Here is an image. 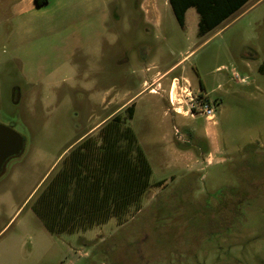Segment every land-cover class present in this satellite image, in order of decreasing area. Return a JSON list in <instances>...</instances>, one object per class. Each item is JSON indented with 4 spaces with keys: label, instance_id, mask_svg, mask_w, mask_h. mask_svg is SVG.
Listing matches in <instances>:
<instances>
[{
    "label": "rangeland",
    "instance_id": "rangeland-1",
    "mask_svg": "<svg viewBox=\"0 0 264 264\" xmlns=\"http://www.w3.org/2000/svg\"><path fill=\"white\" fill-rule=\"evenodd\" d=\"M71 1L75 17L58 0H0V123L25 141L0 175V264H264V0L203 36L195 8L182 27L168 0ZM144 3L156 28L139 13ZM251 49L258 58H243ZM170 68L159 94L135 98L128 121L152 169L141 209L49 233L34 207L56 159L121 106L114 99ZM183 76L213 101L215 126L172 109L171 90L174 107L188 99Z\"/></svg>",
    "mask_w": 264,
    "mask_h": 264
},
{
    "label": "trees",
    "instance_id": "trees-1",
    "mask_svg": "<svg viewBox=\"0 0 264 264\" xmlns=\"http://www.w3.org/2000/svg\"><path fill=\"white\" fill-rule=\"evenodd\" d=\"M249 0H168L178 23L184 27L191 7L199 15L198 35L214 30ZM48 0H35L37 6ZM264 71V64L260 66ZM135 113L134 103L116 113L100 128L98 143L85 138L63 158L55 175L39 192L35 212L51 234L86 231L116 218L122 221L132 208L141 209L143 195L151 186L152 169L128 124ZM191 139L192 130L185 128ZM180 149L187 144L178 142ZM204 150L208 152L207 146ZM158 181L152 186H162ZM122 223V222H119Z\"/></svg>",
    "mask_w": 264,
    "mask_h": 264
},
{
    "label": "crops",
    "instance_id": "crops-1",
    "mask_svg": "<svg viewBox=\"0 0 264 264\" xmlns=\"http://www.w3.org/2000/svg\"><path fill=\"white\" fill-rule=\"evenodd\" d=\"M21 1V4H24V5H27L29 7H32V6H35V0H20ZM259 1L261 0H258L256 1L252 6H250L249 8H247L245 11H243L240 15H243L245 12L249 11L254 5H256ZM50 2V0H48L47 4ZM58 2L65 7L66 10H68V16H71V17H75V14L74 13V9H71V5H72V1L71 0H58ZM100 2L101 0H96V3L100 5ZM248 3V2H247ZM246 3V4H247ZM245 4V5H246ZM46 5V4H45ZM45 5H42V6H37V7H43ZM244 5V6H245ZM243 6V7H244ZM242 7V8H243ZM241 8V9H242ZM141 12L143 13V19L146 23L149 24V26H151L152 28H156L157 27V24L155 22L156 19H158V15H156V10L153 11V14H150V11L148 8L145 7V3L143 5H141ZM240 10V9H239ZM238 10V11H239ZM235 14V13H234ZM233 14V15H234ZM240 15H238L236 18H238ZM235 18V19H236ZM217 28V27H216ZM190 54V53H189ZM188 54V55H189ZM258 53L257 51L251 49L249 52H245V54L243 55V58L247 59V60H251V59H256L258 58ZM246 67L248 68V63L246 65ZM171 68L167 71H164V72H160V71H157L155 72L154 75H152L150 77V79L148 80H144L142 82V85H141V88L139 89V91L134 94V95H131L129 92H126V94L123 96V97H120V98H116L114 99V102L112 103L113 105H116V104H119L118 102H120L121 100H123V103L121 104L120 107L116 108L112 113H109L107 116H105L104 118H102L101 120L97 121L93 126H91L89 129H87L82 135H80L77 139H75L71 144H69V146H67V148H65V150L61 153V155L58 157V159H56L55 163L59 160V163L62 162L63 158L66 157L70 151L76 146L78 145L79 143H81L85 138L87 137H92L93 135H95L99 130L100 128L102 127V125L110 118L112 117L114 114L118 113V112H121L124 108H126L127 106L131 105L134 103L135 105V111H136V103H135V98L140 95L141 93L147 91L151 94H159V92L157 91V88L159 86H161L162 83H165V81L168 79V71H170ZM156 76H159L158 78V81L154 79V77ZM182 79H184L186 82H188L190 84V80L186 77V76H183ZM162 80V82H161ZM174 80H179V78L177 77H174ZM153 85H156L155 87H153ZM111 104V105H112ZM192 118V117H190ZM197 117H194L192 119H195ZM217 123V121H216ZM215 124H212V123H209L207 122V125H213L215 126ZM175 134V133H174ZM177 151L174 150V153L175 155H177L178 157L180 158H184L185 156H187L186 154V151H181V150H178L176 149ZM171 151V150H170ZM172 151H173V148H172ZM171 151V152H172ZM173 154V153H172ZM212 153L210 152L209 153V158L207 159L208 160V164L211 162L209 161L210 159H212ZM183 156V157H182ZM196 163V162H195ZM193 162V164H195ZM195 166V165H194ZM47 174V173H46ZM46 174L43 176V178L46 176ZM43 178L41 179V181L43 180ZM18 212V211H17Z\"/></svg>",
    "mask_w": 264,
    "mask_h": 264
},
{
    "label": "built area",
    "instance_id": "built-area-1",
    "mask_svg": "<svg viewBox=\"0 0 264 264\" xmlns=\"http://www.w3.org/2000/svg\"><path fill=\"white\" fill-rule=\"evenodd\" d=\"M234 77L235 78L238 77L237 73H235ZM242 81H244V79H242ZM183 92L186 93L185 96H187L188 99L184 104H182V101H177V104L181 109L174 107L175 103L172 99L173 92L172 90L170 92V97H169L170 104L172 105V109L177 114H180L184 117L189 116L192 118L199 115L204 117L206 121L209 123L212 124L216 123L214 103L206 93L204 92L195 93L188 82ZM174 133L177 136L180 133L179 129L176 126H174Z\"/></svg>",
    "mask_w": 264,
    "mask_h": 264
},
{
    "label": "water",
    "instance_id": "water-1",
    "mask_svg": "<svg viewBox=\"0 0 264 264\" xmlns=\"http://www.w3.org/2000/svg\"><path fill=\"white\" fill-rule=\"evenodd\" d=\"M24 144L25 141L21 134L11 126L0 123V174L9 158L21 154Z\"/></svg>",
    "mask_w": 264,
    "mask_h": 264
},
{
    "label": "flooded vegetation",
    "instance_id": "flooded-vegetation-1",
    "mask_svg": "<svg viewBox=\"0 0 264 264\" xmlns=\"http://www.w3.org/2000/svg\"><path fill=\"white\" fill-rule=\"evenodd\" d=\"M139 13H140L141 17L143 18V13H142L141 11H140ZM13 157H15V156H13ZM11 158H12V157H11ZM9 159H10V158H9ZM9 159H8V160H9ZM8 160H7V161H8ZM7 161L5 162V164H4V166H3L2 173H3L4 169H5V165H6ZM2 173H1V174H2ZM1 174H0V175H1Z\"/></svg>",
    "mask_w": 264,
    "mask_h": 264
}]
</instances>
